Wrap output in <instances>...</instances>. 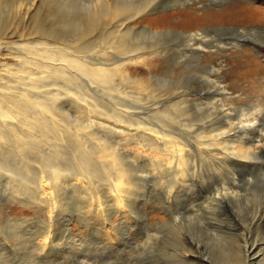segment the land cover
Here are the masks:
<instances>
[{"label":"bare ground","instance_id":"6f19581e","mask_svg":"<svg viewBox=\"0 0 264 264\" xmlns=\"http://www.w3.org/2000/svg\"><path fill=\"white\" fill-rule=\"evenodd\" d=\"M169 1L173 7L179 0ZM90 2V5L98 9L101 7L103 11H100L98 16H94L92 12L93 16L90 14V17L86 18L89 23L96 18L120 21L119 24H115L117 30L115 37L108 44L105 42L107 44L105 47L91 49L86 44L74 47L62 44L61 41L58 42L60 32L46 30L38 20L32 33L37 35L38 39H45L47 42L37 39L41 47L36 48L22 41L24 43L21 42V49L27 53L18 57L19 63L18 61L14 64L0 63L4 70V73L0 74V187L9 191L14 200L28 206L37 214H43L45 230L35 245L39 254L48 255L56 245L58 246L59 238L55 241L52 227L54 222H59L60 211H64L62 209L64 200L72 197L83 200L79 217V224L82 227L96 225L104 229L112 224L109 221L110 213L117 216L119 224L125 225L134 218L136 214L134 203L145 195L151 182L158 209H163L165 214L169 215L168 221H157L153 225L155 233L153 232L152 240L156 243L153 245L155 250L159 247V253L161 251L164 255L165 264H203L204 260L199 259L201 257L197 258L195 253L192 254L184 247L185 234L181 231L183 228L177 224L178 218L173 219L169 212L173 202L180 195L181 188L186 185L187 176L195 177L198 173L195 165L192 169L188 166L190 157L196 153L198 168L207 172L218 171L219 167L229 165L231 161L239 163L238 165L254 161L258 154L264 152L263 134L260 136L255 134L262 123V114L259 112L250 120L249 116L248 120L243 117L244 120L241 121L239 118L237 122L234 110L224 106L223 102L231 99L225 87L217 81H211L213 88L204 93L207 95L203 96L190 89L188 92L193 93L187 92L184 99L188 105L185 108L181 107L182 105L180 107L174 105L175 111H184V114L190 117L186 126L189 130L194 129L190 126V121L196 119L200 112H204L202 110L204 104L209 105L210 113L205 120L211 119L203 123L201 127L203 131L198 134V139H194L190 135L192 131L184 134L168 129V125L167 128L165 126L158 128L153 123L155 119L151 120L152 122L146 121L145 117L144 119L141 117L142 113L138 107L123 103L124 97H131L135 102L142 100V97L128 93L129 86L132 89L134 85L129 84L131 82L146 81L148 87L150 85L152 87V84L166 86L164 78L154 71L155 67L170 74H185L188 78L199 76L204 70L219 74L224 68L220 54L230 45L223 42L214 32L220 27L229 28V25L242 22L246 17L256 18L254 15L256 16V13L259 15V12L248 7H232L202 14L203 16H200L202 19L198 20L195 10L203 6L202 1L181 0L177 4L188 7L190 12L182 14L177 25L166 19L160 22L161 26L152 28L147 25L133 26L132 22L152 12L159 4V0ZM1 5L5 9H25V14L32 12L33 17L41 8L47 7L51 13H55L64 10L63 6L71 4L68 0H0ZM211 21L217 25H212L211 28L204 27V23ZM255 53L262 56L263 49L255 47ZM149 59H157V62L161 63L151 66L147 62ZM136 63L145 66L146 76L139 78L128 76L126 68ZM233 70H238L237 66ZM89 79L96 83V89L99 90L93 89L88 83ZM200 79L203 80L202 77ZM206 81L209 83L208 79ZM148 87L146 86L147 89ZM167 89L169 91L170 88ZM196 96L200 97L196 99ZM204 99L210 102L205 103ZM159 101L161 100L158 99ZM65 102L69 104L72 102L71 106H74L77 117L70 119L69 110L62 104ZM163 104L164 102L161 105ZM140 108L144 113L148 107ZM172 109L171 112L174 113ZM159 112L161 113L160 110ZM145 113V116L148 115ZM127 147L137 150L135 152L137 156L127 151ZM144 165H148L150 173H153L151 178L148 173H142ZM193 179L195 181L196 178ZM231 181L236 182L235 179ZM227 189L230 190V187ZM234 190L230 194L225 192L226 195L217 193L221 197L238 198L239 193ZM260 195L264 199V191ZM218 196L212 200L221 203V197ZM68 221L66 219L64 223L66 228L70 226H67L70 223ZM163 232L165 236L161 237ZM105 244L113 246L114 242L110 240ZM59 245L62 246L60 243ZM259 246L257 242L253 246H247L243 240V245L232 248L230 255L233 264L260 263L264 255L261 254L263 250L261 251Z\"/></svg>","mask_w":264,"mask_h":264},{"label":"rangeland","instance_id":"374dc122","mask_svg":"<svg viewBox=\"0 0 264 264\" xmlns=\"http://www.w3.org/2000/svg\"><path fill=\"white\" fill-rule=\"evenodd\" d=\"M90 1L91 0H68L71 4L69 5L70 10L67 5L68 7H62V9L66 11L60 8L63 12L58 10L59 13L58 11L51 13L48 8L45 7L35 12L37 14L33 17L32 12L25 14V9L7 8V10L1 5L0 63L8 62L9 64H14L17 63V61L19 63L18 57L25 56L27 53L21 49L22 41L28 42L30 45L36 46V48L41 47V43L37 42H47L45 39H38V36H35L34 33H32L34 25H36L38 20L43 26H45L46 30L52 29L54 32L62 33H58V36L60 35L58 42L61 41L60 43L62 44L64 43L71 47L86 44L89 45L91 49L105 47L115 37L117 31L115 26L119 24L120 21L117 19L110 20L109 18H96L97 20H94L96 25L94 21L89 23L86 18L90 17L92 12H94V16H98L100 11H103L101 7L98 9L93 5H90ZM159 1L161 4H164L161 5L159 2L154 8L155 11L153 10L152 12L147 13L148 15L145 14L136 18L132 22V25H147L155 28L161 26L160 22L165 21L166 19H168L173 25H177L181 21V15L190 12L188 7L181 6L180 3V5L177 4L181 0L175 3V6L173 7L170 6L171 1L169 0ZM201 1L203 6L195 10L196 18L198 20L202 19V17H200L202 14H208L215 11L219 12L232 7H248L249 9H255V11L259 12V15L256 13V16L254 15L256 18L250 19L246 17L242 22H238L235 25H229V28L228 26L224 28L220 27L214 32V34L222 39L223 42H226L228 46L230 45L220 54L222 55L221 57L224 68L219 74H213L208 70H204L199 76H191L188 78L185 74H170L155 67L154 71L157 72L158 76L164 78L163 80L166 81V86H160L163 88L161 89L159 85L152 84V87L150 85L149 88L148 85H146V81H141V83L131 82L129 84L134 85L132 89L131 86H129L128 90L130 92L128 91V93L142 97V100H140L141 102L136 101L137 104L131 97L127 96L126 98L124 97L125 101L123 103L138 107L137 109L141 110L142 113L141 117L143 116V119L145 117L146 121L152 122L155 119L153 123L156 124L155 126L158 128H160V126L166 127V125H168V129L183 132L184 134L192 131L190 134L191 138L198 139V134L203 131L201 128L203 123L211 119L208 118L205 120L206 116L210 113L209 105L204 104L202 107L204 112H200V114H197L196 119L190 121V126H193L194 128L190 130L186 127L189 121L188 118L190 117H188L187 114H184V111H175L176 109L174 108V105L179 107L182 105L181 107L185 108L188 105V102L186 103V101H184L188 90H194L196 93H200L204 96L207 95L204 94L205 92L212 90L213 88L210 84L211 81H217L221 86L225 87V90L229 95L228 97L231 98L223 103H225L224 106L234 110L237 122L240 120L239 118H241V121L244 119L248 120V116L249 120L253 119L255 114L261 112L262 123H260V127L255 134L256 136H258V134L259 136L260 134H263L264 138V0ZM165 2L170 3L167 4ZM165 8L169 9L162 10ZM93 9L95 11H93ZM92 14L91 16H93ZM8 22L12 23V25ZM201 25H203V23ZM212 25H217V23L212 21L204 23V27L211 28ZM112 34L113 36H111ZM107 36L108 38L110 36L109 39L107 38L108 40L106 39ZM101 38L102 42H100ZM105 42L107 44H105ZM232 45H234V47ZM238 45L240 47H237ZM254 45H256V48L263 49L262 56H258V54L255 53ZM55 61L60 62L58 60ZM157 61V59H149L147 62L152 66L153 64L161 63ZM236 66L238 70L234 71L233 69ZM145 70V66L142 63L132 64L126 68L128 76H131L132 78L146 76ZM3 73L4 70L0 66V74ZM201 77L203 80L208 79L209 83L206 80L203 81L200 79ZM88 83L93 89L99 90L98 88L96 89V83L92 82L90 79ZM143 83L145 84L142 85ZM166 87L170 88L169 91H167L168 89ZM163 90L164 92H162ZM190 93L193 92L189 91L188 94ZM168 96L171 98H168ZM199 97L200 96H196V99ZM158 99L161 101L158 102ZM167 99H169L168 102ZM163 102V105H165V102L167 104L165 106L161 105ZM204 102L208 103L210 101L204 99ZM62 104L70 111H68L70 119L77 117L74 106H71L72 102H70V104L69 102ZM140 107L145 109L148 107L145 112H147L149 116H145L146 113L144 112V114L142 112L144 110ZM171 108H173L172 111H174V113L171 112ZM254 139L257 140L258 138ZM126 150L130 151L133 156H137V153H135L137 150L134 148L127 147ZM195 155L197 156L196 153L191 155L188 166L192 169L195 165L198 173L195 177L192 175H190L192 177L187 176L188 181L192 183L190 184L186 181L184 188H181L182 193H179L180 195L176 198L177 200L175 199L176 201L174 200L175 202H173L171 211H169L171 212L173 219L178 218L177 224L183 228L181 231L185 234L183 235V245L186 250L188 249L192 254L195 253L194 255L197 258L201 257L199 259L204 260L202 262L203 264H233L234 262L230 255L232 248L237 245H243V240H245L247 246H253V244L257 242L260 245L259 247L261 248V251L263 250L261 254L264 255V199L260 195L264 191V152L258 154L255 158L256 160L254 159V161L247 163L248 165H238L239 163L237 164L234 161H231L229 165L225 164L219 167L218 171L211 172L205 170H201L202 172L200 171L198 168L199 164L197 157ZM192 156L195 157L192 158ZM143 167L144 168L142 169H144V171H142V173H148V176L150 175L151 178L153 176L151 174L153 173H150L149 166L144 165ZM211 173H213L212 176ZM215 174L217 175L215 176ZM193 178H196L195 181ZM231 178L235 179L236 182H232ZM198 182H201L202 184ZM149 184V187L145 191V195L139 197L138 201L134 203L136 214L131 222L126 223L125 225L119 224L117 216L110 213L109 215L111 217L109 216V221L112 224L107 225L104 229L96 225H90L86 228L79 224V217L83 206L82 199H75V197H72V199L67 198L64 200L65 202L63 201L64 205L62 209H64L65 212L63 210L60 211V219L58 218L59 222H54V229L52 227V234L54 235L55 241L59 238L57 242L60 249L56 245L55 247H58V250L56 248L52 249V253L50 251V254L48 253V255L39 254L35 245L45 230L43 214H37L28 206H24L18 200H14L10 192L4 190L5 188L1 186L0 264H165V262H163V253H161V251L159 253V247L155 250V247L153 246L156 243L152 240V236L155 233V231H153L154 223L157 221H168L169 215L165 214L166 212H164L163 209H158V204L154 199L152 183L149 182ZM191 186H193V189ZM229 187L230 190L227 189ZM225 188L228 192L224 190ZM233 189L239 193V196L237 195L238 198L235 197V199L234 197L220 196L224 194L226 195V193L230 194ZM188 190L191 191L189 192ZM217 192L220 194L219 196ZM216 196L221 197V203L212 200L215 199ZM63 216L64 219L66 218L69 220L68 223L70 222L67 225H70L68 228L64 225L66 219L64 220ZM60 222L63 224H59ZM65 230H67L66 233H70L66 234ZM164 230L165 229H162V231ZM163 234L161 233V237L165 236V232H163ZM110 240L111 242H114L113 246L105 244L106 241L109 242ZM186 240L188 242L187 245ZM59 243L62 244V246H60ZM104 244L105 246H103ZM258 264H264V259Z\"/></svg>","mask_w":264,"mask_h":264},{"label":"water","instance_id":"95a60500","mask_svg":"<svg viewBox=\"0 0 264 264\" xmlns=\"http://www.w3.org/2000/svg\"><path fill=\"white\" fill-rule=\"evenodd\" d=\"M169 8H165V9H162V10H168Z\"/></svg>","mask_w":264,"mask_h":264}]
</instances>
